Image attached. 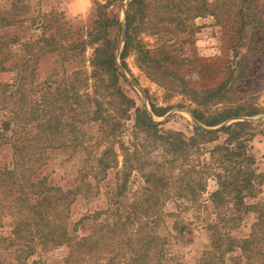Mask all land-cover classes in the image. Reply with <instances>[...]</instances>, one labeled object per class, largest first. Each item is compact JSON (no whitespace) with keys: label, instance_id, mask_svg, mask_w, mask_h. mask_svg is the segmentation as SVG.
Segmentation results:
<instances>
[{"label":"rangeland","instance_id":"obj_1","mask_svg":"<svg viewBox=\"0 0 264 264\" xmlns=\"http://www.w3.org/2000/svg\"><path fill=\"white\" fill-rule=\"evenodd\" d=\"M131 1L0 0L5 12L0 13V84L7 83L0 87V132L4 133L0 171L3 176L11 170L17 173L12 201L0 202V256L6 264L19 263L20 256L23 264H262V255L249 257L239 248L228 247L229 236L251 233L256 211L264 205V0H235L236 7L233 0H203L193 10L190 5L195 2L180 3L173 10L183 18L178 26L172 18L176 16L165 7L166 0H157L161 7L155 0H143L142 5L138 0L133 6ZM238 9L246 15L241 32ZM198 11L203 14L187 15ZM128 13L135 16L137 30H127ZM155 13L166 28L149 23ZM99 48L106 56H100ZM110 51L118 68L117 81L113 72L96 66L110 57ZM226 105L254 113L223 124L250 123L246 128L250 159L243 171L255 175L252 189L246 188L243 196L247 206L257 208L245 213L238 228L227 222L235 215L233 202L212 201L211 194L220 186L215 168H208L212 159L206 153L195 160L191 157L195 168L186 182L198 195H173L178 186L175 176L168 184L173 190L162 193L161 200L156 195L133 196L124 207L133 203L138 216L133 213L132 219L113 228L120 218L112 215L117 203L109 191L117 183V170L129 169L127 149L132 151L140 143L142 150L149 139L144 128L136 129V107L146 109L163 132L191 136L195 126L206 127L198 120L209 114L206 110ZM127 107L129 116L123 113ZM115 123L120 130L113 135ZM224 139L225 135L209 143V149ZM156 150L143 161L162 153ZM198 159L203 162L198 164ZM178 162L184 165V160ZM106 164L111 167L103 170ZM134 172L130 189L137 192L142 180ZM202 184L205 189H198ZM33 185L52 195L61 190L66 198H58L53 208L30 218L32 225L21 227L33 236L24 245L25 240L12 233L22 216L7 207L24 192L31 195ZM148 198L158 203L161 221L155 224L141 214L147 213L143 202ZM26 205L28 211L33 203ZM218 221L220 227H215ZM183 225L187 229L180 234L178 227ZM219 228L221 249L215 245ZM47 232L54 238L44 242ZM64 232L72 244L54 245ZM138 236L151 240L144 251L134 245ZM3 238L9 247L3 246ZM83 238L85 249L75 251Z\"/></svg>","mask_w":264,"mask_h":264},{"label":"trees","instance_id":"obj_2","mask_svg":"<svg viewBox=\"0 0 264 264\" xmlns=\"http://www.w3.org/2000/svg\"><path fill=\"white\" fill-rule=\"evenodd\" d=\"M140 1V2H139ZM132 0L130 5L138 4L142 5L143 0ZM167 4L165 7L174 14L176 17H172L174 21L177 22V26L182 24L183 18L182 15H178L173 10L176 9L177 5L180 3H185L187 5L190 4V0H166ZM196 3H192L190 6L192 7V10L203 2V0H191ZM159 1L155 0L154 4L161 7L158 3ZM232 4L236 7L237 3L235 0L231 1ZM207 4V3H206ZM164 8V5H162ZM176 7V8H175ZM239 10V9H238ZM0 13L3 15L5 12L0 8ZM213 13V11H212ZM203 13H200L199 11L197 13L187 14L192 15L194 17L201 15ZM241 16V21L239 24V32L243 31L245 28V14L242 13L241 10H239L238 15ZM170 20V18H167ZM148 20V19H147ZM139 22V20L137 21ZM163 20L159 19V13H155V18H152L149 23L155 24V26L159 25L160 28H166L165 25H160ZM148 22H142V24H147ZM126 24H127V30L129 31L130 28H135L137 30L138 25L135 23V16L128 13L126 16ZM163 26V27H162ZM106 36V35H103ZM131 35L128 34V38ZM118 40V39H117ZM98 53L105 55L104 48H99ZM148 53V52H147ZM101 57V59L105 57ZM124 56V52H122L121 57ZM192 59V58H191ZM190 61V59H187ZM182 64L184 63V59L181 60ZM192 62V61H191ZM100 66L104 69H107L110 73L113 72V76H115V80L118 79V68L116 66V63L114 61V53L113 51H110V57L107 58ZM117 72V73H114ZM177 71L175 70V73ZM179 75L178 73L176 74ZM225 83L222 84V87ZM7 83H1L0 87H6ZM117 88V86L115 87ZM118 90L120 88L118 87ZM206 92V91H205ZM209 92L205 97L206 100L209 98ZM124 96V95H123ZM128 102L130 104H133L131 100L128 99ZM125 108L123 113L127 116L128 115V108ZM209 112L207 116H203L202 118H198L200 122H202L206 127L201 126H195L193 134L191 136H186L180 132H163L159 128L161 124H156L152 118L149 116L148 112L144 108L136 107V110L134 112V121H136V129L144 128L145 132L148 134L149 139L147 142V147L142 148L140 150L138 147L140 146V143L135 147L132 151H129L127 149V153H125V165L126 167H129V169L124 170H117V173L115 175L117 179V183H115V186L110 188L111 191L109 193L113 196V198L116 199L115 205H113V211L112 215H115L116 218H120L119 220H114V224H112V227L114 226H121L123 223L128 222L130 219L133 218V213L135 216H138L137 211H133L132 207L134 204L132 203V207H124L126 204L129 203L130 200H132V197L135 195H138L139 197L142 196L144 198L146 197H153L156 195L155 199L161 200V194L165 193L166 191L173 190V187L168 186L169 181L170 184H172V178L176 176L177 181L175 183H178L177 191L175 192V196H184L191 197L193 195H198L196 189L194 186H191L189 183H186L190 177L193 176L195 165L191 164L192 158L197 159L198 155L209 153L210 157L212 159V166L208 168H215L216 173L214 174L215 177H218L219 179V188L215 190L212 194V201L218 204V202L223 200V203L230 202L232 200L234 210L233 212L235 215L230 216L227 219V222H233L236 228L240 226V222L244 221L245 219V213L251 211H254L255 205L247 206L244 202L245 196H243V192L246 188L249 186L253 187V176L255 175L254 171H250V173H247V171L244 170V163L250 159V156L247 154V140L249 139L248 134L249 131L246 129L250 126V123L247 121H237L232 122L228 125H224L226 121H230L231 119L235 117H240L244 115L252 116L254 113H246L242 112L241 108L239 107H232V106H224L222 108L212 110H206ZM105 120V118H103ZM223 124L220 128L215 129H208L207 127H216L218 125ZM6 130H8V125H6ZM120 124L115 123L113 125V132L112 134L115 135L120 129ZM103 128V125H102ZM4 133L0 132V139L3 138ZM110 137L111 134L109 133ZM223 135H225V139L222 142L221 145H215L211 149H209L208 144L217 140H220ZM150 137L153 138V140H150ZM156 148H159L162 153H159L155 159H150L147 161H143L144 159L150 158L151 153L157 152ZM192 157V158H191ZM103 164L105 163V158H102ZM178 160H184V165L180 164ZM132 162V163H130ZM134 163L137 164L138 168H135V165H132ZM203 161L198 159V164L202 163ZM129 163L131 166H129ZM185 165L188 166L184 167ZM152 166V167H150ZM105 168L103 170H107L110 166V164L104 165ZM125 167V166H124ZM149 167V168H146ZM111 169V168H110ZM140 169V170H139ZM122 171H124V176L121 175ZM141 177L142 184L140 185L137 192H134L131 190V178L135 174V172ZM161 171V173L159 172ZM109 174H107L108 176ZM107 178V177H106ZM4 179V180H3ZM0 181L7 183L11 185L10 188H6L2 186V183L0 182V202L3 200H8L9 202L12 201V194L14 193L15 186L17 185V173L15 170H11L7 173V175L3 176V172L0 171ZM160 182L161 188L159 189L158 183ZM193 182V181H192ZM33 190L34 192L29 195L28 193H22L23 195H20L16 197L17 200L12 205L9 203L7 208L15 209L16 213H18L20 216H22L21 219H18L16 223H14V231L12 232L16 235V238H23L25 240L24 245L28 244L31 240H33V236H27L25 232H22L21 227H26L32 225V220L30 218L34 217L35 215L37 217H40L38 214L40 213V210L53 208V205L56 201H58V198L65 201V195L61 192V190L58 191L57 194L52 195L50 190L41 189L36 186ZM206 187V184H202L200 187L198 186V189L204 190ZM159 189V190H158ZM195 189V190H194ZM113 190V191H112ZM158 190V192H157ZM152 191V193H151ZM78 192V191H76ZM3 194V195H2ZM61 194V195H59ZM150 194V196H149ZM117 195V196H116ZM121 196V197H120ZM174 198L178 200V198ZM57 197V198H56ZM227 199V200H226ZM18 201H23V204L20 206ZM28 203H33L31 207H29L28 211H25L27 209ZM147 207V213L145 211L141 214H144L143 216L146 217L148 223L155 224L156 222L161 221L160 215H158L157 210V204L158 203H152L149 198L143 202ZM2 206L0 207L1 210ZM259 210L256 211V221L252 224V231L247 237H238V236H229V240L232 241L230 246L228 247L230 250H235L236 248H239L240 251L244 254H246L249 257L252 256H259L262 255L264 257V205H261ZM5 210V209H4ZM133 211V212H132ZM13 214H16L14 210L11 211ZM100 214L102 212H99ZM59 215V214H58ZM60 216V215H59ZM226 223V222H225ZM40 226V224H37ZM106 225H108L106 223ZM215 227H220L219 221L214 224ZM109 227V226H107ZM39 228V227H38ZM57 228V226H56ZM152 229V227L150 228ZM187 229V226L183 225L181 227H178V233L183 234ZM118 230V229H116ZM22 232V233H20ZM20 233V234H19ZM50 232L45 233V236L43 237L44 242L47 241L48 238H54L49 236ZM216 236L215 239V245L217 246V249H221L222 242L223 241V233L220 232V228L216 229ZM62 237H59L54 245H59L58 243L64 244L65 242L69 245L72 243H69L67 241L66 233L61 234ZM180 236V235H179ZM26 237L27 239H25ZM148 237L151 238V235ZM184 237V236H180ZM152 239H155L153 237ZM166 239V238H165ZM4 241L3 246L9 247V241L7 238L2 239ZM86 239H82L78 244H76V247H74V250L78 249H85V242ZM151 240H147L145 236H138L137 239L134 240L135 247L141 248L144 251V248L146 245L150 244ZM260 243V245H259ZM90 244V243H89ZM263 244V245H261ZM91 247L94 246V244H90ZM258 247H262L263 249L257 250ZM235 248V249H234ZM144 254H139L138 257H143ZM22 256L19 257V263L17 264H23L21 262ZM0 263L6 264V259H3L0 256ZM12 264V263H11ZM262 264H264V259Z\"/></svg>","mask_w":264,"mask_h":264}]
</instances>
